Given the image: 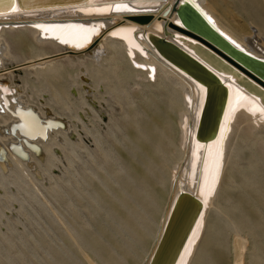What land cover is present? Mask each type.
Returning a JSON list of instances; mask_svg holds the SVG:
<instances>
[{
  "label": "bare ground",
  "instance_id": "obj_1",
  "mask_svg": "<svg viewBox=\"0 0 264 264\" xmlns=\"http://www.w3.org/2000/svg\"><path fill=\"white\" fill-rule=\"evenodd\" d=\"M259 1L264 6V0ZM0 2H8L4 3L5 8H0V148L3 147L6 155L5 162H0V187L7 191L4 182H2L3 175H13L18 188L22 187L21 180L25 177L31 181L39 179L40 172L47 171L49 166L55 162L56 157L60 155V151L73 153L70 146H76L72 144L75 142V131H77L75 128L76 119L73 114H70V108L66 101L60 99V94L56 89L52 92L53 101L46 100L44 102L43 99H40L41 104L35 103L33 94L35 92L34 85L37 82L55 87L58 81L64 79L62 88L65 95L75 96V86L67 87L69 83L67 78L72 70L77 68L79 70L77 75L78 92L83 93L89 102L86 108L91 109V113L95 111L100 114L96 101L92 98L93 83L102 79L100 77L104 71L111 70L115 76L125 74L134 81L150 82L161 86L162 89H171L180 97L179 117L181 118L178 128L181 138L178 159L169 168L167 201L159 216L156 230L152 233L153 237L150 235L153 242L141 259V264L151 263L161 242L160 239L171 210L178 195L183 191L190 192L200 199L203 202V209L176 264H196L199 252L202 250L210 230L211 221L214 218L218 219L217 217L220 218V222L228 219L232 225L234 264H246L245 252L248 250L249 240L240 234L237 224H234L236 221L233 223V219L227 218L224 205L231 202L227 201L226 191L236 183L237 169L241 161L240 145L237 146L233 132L238 126L245 124L253 128L254 131L251 135L263 137L264 111L262 110H264V106L252 93L239 86L229 73L212 69L227 85L228 99L216 135L217 138L207 145L201 144L195 135L206 99L205 88L190 76L178 71L160 56L151 42L149 34L167 39L204 63L203 59L195 55L193 50L179 37L193 40L222 58L239 75H243L264 90L263 74L258 73L251 65L237 58L221 44L210 39L209 36L188 29L176 11L181 3L188 2L205 16L212 27L224 34L239 49L259 60H264V33L260 30L257 20L251 18V15L247 17L244 13L235 10L229 0H81L64 6L60 3L56 4L57 2H53V0H25V2L23 0L21 4H18L17 0L12 4H10V0H0ZM9 5L11 6L9 7ZM219 5H225L233 10V19L231 20L238 27L239 32L234 31L231 26L225 25L226 18L218 16L215 7ZM118 6H126L131 11L118 12L115 10ZM105 9L111 10L104 11ZM142 18H149V21L141 22ZM81 27L88 31L76 30ZM4 34L8 35L9 40L4 37ZM85 37H87L86 40ZM64 40L68 42H62ZM77 44L80 46L77 47ZM257 47L261 49L259 50ZM69 51L74 54L84 52L87 58L63 56ZM20 72L26 75V80L23 79L21 82L15 79L16 76L14 78V74ZM121 79L123 80V78ZM1 94H4L3 99H1ZM176 94L175 96H177ZM167 95L169 94L167 93ZM17 106H20L21 110L18 115H15ZM29 108L31 111L26 112ZM44 120H51L48 127L44 126ZM19 121L21 124L18 127L26 135L28 141L41 147L42 157L37 158L34 151L23 143H21L22 150L26 152L27 159L18 158L10 149L11 144H18V135L21 136L20 133L13 135L10 132L11 126L18 124ZM59 121L63 122L65 127L54 124ZM137 127L141 129L139 126ZM6 130L8 131L6 132ZM76 134V137H80V131ZM252 140L254 141V139ZM256 141L259 140L256 139L254 142ZM243 142L249 144L250 138L244 139ZM37 165L40 166V169ZM119 172L122 173V171ZM247 176L253 177L254 173L250 171ZM258 176L260 175L258 174ZM129 200V208L133 209V211L130 209L129 214L138 222V218L141 217L135 215V210L139 214L143 207L140 208L141 205L139 204V206L135 200ZM114 219L112 220L114 223L112 231L131 240V233L126 231L123 225L117 223L119 219H116L117 221ZM141 226L143 225L141 224ZM138 229L140 228L138 227ZM125 245L127 246V244ZM90 247L88 246V248ZM105 248L109 249L108 246ZM81 251L88 264H98L89 254L92 251L89 250L88 253L84 248Z\"/></svg>",
  "mask_w": 264,
  "mask_h": 264
},
{
  "label": "rangeland",
  "instance_id": "obj_2",
  "mask_svg": "<svg viewBox=\"0 0 264 264\" xmlns=\"http://www.w3.org/2000/svg\"><path fill=\"white\" fill-rule=\"evenodd\" d=\"M229 1L235 10L257 20L264 33L261 1ZM215 8L218 16L226 18L225 25L239 32L231 20L233 10L225 5ZM4 37L8 39V35ZM63 56L87 58L84 52L69 51ZM109 71L102 72V79L93 83L92 98L100 114L86 108L89 102L78 92L77 68L68 76V85L65 82L67 87L75 86V96L65 95L64 79L58 81L56 88L42 82L34 85L35 103L41 104L40 99L53 101L52 92L56 89L60 99L66 101L76 119L72 143L76 146H70L73 153L60 151L47 171L40 172L39 179L31 181L25 177L20 188L13 175H3L7 191L0 187V264H88L83 248L88 253L92 251L89 254L98 264H141L167 201L169 168L178 159L180 97L171 89L163 90L153 83L134 81L125 74L115 76ZM14 78L21 82L26 75L20 72ZM240 126L233 136L240 145L241 161L236 183L226 191L230 199L227 201L231 202L224 205V210L249 240L246 264H264V134L254 137L252 127ZM79 131L81 138L76 137ZM246 138H250L249 144H244ZM252 139L259 141L256 144ZM250 171L255 177L247 176ZM129 199L143 207L139 214L135 210V215L141 217L139 223L129 214L130 209L133 211ZM112 216L131 233V240L112 231ZM217 218L211 221L196 264H234L232 225L228 219L220 222Z\"/></svg>",
  "mask_w": 264,
  "mask_h": 264
},
{
  "label": "water",
  "instance_id": "obj_3",
  "mask_svg": "<svg viewBox=\"0 0 264 264\" xmlns=\"http://www.w3.org/2000/svg\"><path fill=\"white\" fill-rule=\"evenodd\" d=\"M13 1L15 0H10V4H12ZM17 1L18 4H21V2L23 3V0ZM77 1L79 2L81 0H53V2H57L56 4L60 3L62 6L65 4H74ZM4 3L6 4L8 2ZM4 3L0 2V8L6 7ZM10 6L11 5H9V7ZM176 12L181 16L182 23L188 29L198 33L202 32L207 35V37L209 36V38H212L217 44H221L227 51L251 65L258 73L264 75V60H259L246 53L244 50L239 49L224 34L219 33L214 27H212L205 16L188 2L181 3ZM140 21L147 22L149 21V18H142ZM149 38L160 56L173 65L178 71L190 76L199 85H202L205 88L206 99L200 114L201 117L195 135L197 141L201 144L203 143L207 145L217 138L216 135L222 122V115L228 99L227 85L214 73V71H212V69L215 71L222 70L229 73V75L234 77L239 86H242L246 91L252 93V95L259 99L261 105L264 106V90L260 89L246 77H243V75H239L222 58L214 55L213 52L205 48L203 45L195 43L188 38L179 37L182 42L187 44L188 47L193 50L195 55L203 59L204 63L167 39L153 34H149ZM19 110H21V108L20 106H17L15 115H18ZM30 111L31 108L26 110V112ZM50 122L51 120H44V126L48 127ZM19 124H21V121H19L18 124L11 126L10 132L13 135H18L20 133L21 136L18 135L17 137L20 144L18 147L16 145H11L10 149L12 151H15L17 148L22 149L21 143H23L34 151L37 158L42 157L43 151L41 147L28 141L26 135L19 129ZM54 124L65 127V124L61 121ZM7 131L8 130H6V132ZM2 153L5 158L6 155L4 149H2ZM24 156V159H27V155L24 154ZM202 209L203 202L193 196L190 192L183 191L178 195L160 239L161 242L152 257L150 264H176L178 261L177 259L188 240L187 238L199 219Z\"/></svg>",
  "mask_w": 264,
  "mask_h": 264
},
{
  "label": "snow or ice",
  "instance_id": "obj_4",
  "mask_svg": "<svg viewBox=\"0 0 264 264\" xmlns=\"http://www.w3.org/2000/svg\"><path fill=\"white\" fill-rule=\"evenodd\" d=\"M111 9H105L104 11H110ZM116 11H131V9H128L126 6H118V7H116V9H115ZM38 27H40V26H38ZM45 31H47L48 29H44ZM77 31H81V32H87L88 30L87 29H84V28H79V29H76ZM59 38V37H58ZM87 39V37H85V40ZM62 42H64V43H67L68 41L67 40H64V41H62ZM77 47H79L80 45L79 44H77L76 45ZM262 111H264V110H262Z\"/></svg>",
  "mask_w": 264,
  "mask_h": 264
}]
</instances>
